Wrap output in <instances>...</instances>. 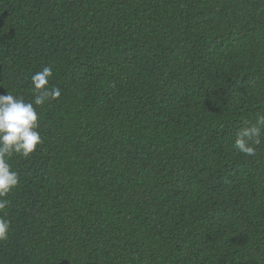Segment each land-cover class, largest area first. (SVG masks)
<instances>
[{
    "label": "trees",
    "instance_id": "1",
    "mask_svg": "<svg viewBox=\"0 0 264 264\" xmlns=\"http://www.w3.org/2000/svg\"><path fill=\"white\" fill-rule=\"evenodd\" d=\"M45 66L0 264H264V0H0V95Z\"/></svg>",
    "mask_w": 264,
    "mask_h": 264
},
{
    "label": "clouds",
    "instance_id": "2",
    "mask_svg": "<svg viewBox=\"0 0 264 264\" xmlns=\"http://www.w3.org/2000/svg\"><path fill=\"white\" fill-rule=\"evenodd\" d=\"M52 67L45 66L31 76L33 100L6 93L0 95V210L6 205L5 198L19 183V175L12 170L9 160L13 156L27 158L43 143L37 130L39 116L35 106L51 103L61 96V89L49 85ZM264 136V114L258 115L256 124L241 127L235 136L233 148L244 156H254ZM10 230L9 221L0 218V241H6Z\"/></svg>",
    "mask_w": 264,
    "mask_h": 264
}]
</instances>
